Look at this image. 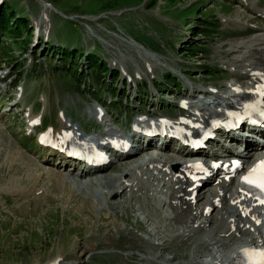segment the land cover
Instances as JSON below:
<instances>
[{
    "label": "rangeland",
    "instance_id": "obj_1",
    "mask_svg": "<svg viewBox=\"0 0 264 264\" xmlns=\"http://www.w3.org/2000/svg\"><path fill=\"white\" fill-rule=\"evenodd\" d=\"M22 1L19 4L30 21L32 15L36 14L32 12L35 9L34 4L30 1ZM42 1L52 5L50 15L51 41L56 42L60 50H64V54L61 57L63 63L67 61L72 62L71 68L63 80L52 83V92L58 93L59 88L77 92L73 85L75 78L74 72L78 68L77 65H81L84 68L86 64H84L85 60H83L82 64L80 62L77 64L76 61L77 65H75V60L80 53L84 54L85 50L90 53L96 50H94V43H86L85 35L82 33L77 20H66L59 15L60 13L63 15H79L85 17L105 15V17L98 20L102 28L114 33L129 35L139 43L146 44L150 48H155L152 39L146 35L144 38L138 37L140 35L134 29L137 30L140 28L142 33L153 36L157 41L156 43L160 46L164 45L165 47V50H162L161 54L154 56V58L159 59L163 63L162 66L156 67L155 62L151 61L148 57H143L141 52H137L136 50L132 52L125 45L118 44L113 39L109 40L111 43L118 44L119 49L123 53L131 52L126 56L136 62L142 71H145V62L151 68L154 67V75L145 71L146 76H140V78L143 80L153 77V81H156L161 86L159 90L162 89L163 85L171 81V79L165 80L164 76L165 71L169 67L175 69H178L182 65L195 67L197 63H203L204 66L213 65L215 67L214 71L211 72H202L200 68L192 69L193 72H191V75L194 78H190L191 81L189 83L182 80L180 88L170 87L166 89L167 92L161 90L159 97L156 94L153 97L152 94L144 93V89L141 86L143 89L142 94L146 95L144 97L145 99H141L138 96V91H136L137 81L133 87L132 84L126 85L120 76L117 81H114L112 76H99L100 79L103 78L106 81L105 90L100 93L104 98V103L115 99L116 105L113 109L120 112V120L122 121L124 115L127 116L130 111L131 113H138L140 111L148 115H159L168 114L165 111L171 110L172 114H169L170 116L177 115L174 103L178 98L189 94V88L191 86H195V88L200 90L201 88H207L213 85L218 90H224L225 83L231 82L232 76L224 71L218 60H220L221 56H226L223 51L229 54L228 49H230V43L228 44L229 48L227 50L226 48L218 49V30H208L207 24L209 22L212 21L215 23L219 29L229 31L232 36L227 39V42L231 43L237 42L238 39L243 38L248 33H252L246 38L247 40L257 33L255 32L256 28H264V21L258 15L253 14L246 7L242 9L236 8L240 6V0ZM249 1L258 5L260 0ZM261 1L259 7L264 9V0ZM12 7L17 9L16 3H12ZM136 8L142 14L135 13L134 9ZM236 10L240 11V13ZM251 16L253 19L249 20ZM221 17H224L223 20H221ZM228 17L231 19H239L241 23H245L243 21L248 20L250 26L245 25L243 28L246 31L243 33L239 32L244 29H241L234 23L229 22L224 24L222 22H227L228 20L226 18ZM28 25L29 27L31 26L30 23ZM203 25L205 26L204 29H200ZM143 27L147 29L143 30ZM194 29L195 31H193ZM230 29H234L235 31H230ZM2 30L3 28L0 24V35ZM24 33L13 36V38L4 37L1 39L0 37V68L3 66L7 69L9 65V73L13 77L18 72L22 59L25 60L26 57L37 56L40 60V58L44 57L45 60L42 63L46 65L42 68V71L40 66L35 65V68L38 67L39 74H41L39 76L35 75L33 68L30 74L34 77L27 79L28 81L38 80L40 76L50 71L47 63L52 60L54 61V58L49 57L43 43H38L35 47L29 48L31 40L25 38ZM197 33H202L203 35H200V37ZM164 38L166 40L162 43L158 42ZM19 42H23L24 44H19ZM102 42L104 43V41ZM187 44L191 46L189 47ZM18 49L19 51H17ZM72 50H74L73 53H71ZM109 54L108 51L103 52V58L106 61L110 59ZM114 59L116 62L121 63L130 75L132 74L134 68L130 63L126 60L122 62L118 57ZM165 62L169 65H165ZM87 63L91 71L90 77L94 78L100 73V68H102L99 67L101 58L98 56L97 59L89 58ZM23 66V70H26L31 65L26 66L23 62ZM85 68L87 69V67ZM54 74L56 75L55 72ZM203 74L209 75L208 80L204 79ZM219 87L222 88L220 89ZM0 91L5 92V96H0V115L7 114L6 118L1 116L0 120L3 125L6 124L11 127L15 109H10L5 97L11 98L13 90L11 91L7 86L0 85ZM56 100L57 98L54 99L53 106H55ZM74 100L81 103V106L77 109L80 119H83V122L87 121V118L83 116L86 104H82L79 99H67L66 101L64 98L59 97L57 103L62 102L65 105L67 103L69 109H74ZM61 109L64 110L65 107H61ZM132 117L133 115L130 119ZM91 121H93V117H91ZM13 127L15 129L14 131L18 128L17 125ZM20 135V133L17 134V136ZM219 140L220 145L228 144L227 141H222V138H219ZM251 142L256 147L258 146V141L255 139H252ZM231 147L236 149L237 145L231 144ZM171 148H173L172 145ZM160 154H164V157H170L171 155L179 157L173 152H162ZM149 155V152H142L141 154L135 155L131 160L122 163L115 170L105 175L109 177H113L115 174L120 175L123 170H127L130 167L144 162L149 158ZM7 162V160L3 162L0 157V264H47L58 256H61L63 259L60 264H161L160 262H164L165 264V261L169 260L172 256L174 261L188 260L192 246L187 241L181 243V246L178 248L174 245H168L164 241L165 237L159 234L156 226L152 223L153 219L149 216L146 217L149 211L153 209L159 214L157 220L160 219L159 210L153 202L158 197L164 199V196L160 195L155 197L152 195L154 201H149L145 209H139L138 202L142 201L140 189L137 192L136 189L135 191L129 190L127 192L117 193L113 201L110 200L113 196L111 194L106 197L105 202L100 201L96 203L93 201L92 191L90 192L91 186L88 183L85 184L86 188H81L80 191H76L75 188L77 187L75 186V192L72 194L68 192L69 190L64 191L63 188H58V190L53 189L50 184L45 188L43 185H40L39 189L41 193L37 195H33V193L16 195V183L12 182L14 184L12 186L11 181H15L16 178L22 179V177L16 175L18 174L17 165L12 167ZM108 181L105 180V183L102 179L97 181V186L92 190H98L102 187L110 188L112 182ZM9 186L12 189H7ZM209 188H204V191H207ZM161 190L163 191L164 187L157 190L154 194H157ZM77 192L78 194H76ZM147 197L150 199L151 196ZM201 201L202 199L198 202ZM211 216H215V213ZM147 218H150V220H147ZM136 223H140L142 226H138ZM166 229L169 230L168 228ZM148 233H155L153 240H156L161 246L158 248L149 247L148 241L142 238L147 237L150 240ZM202 235L203 232H198L194 237L201 242ZM202 247L205 249V246ZM146 250L154 251L157 258L153 259L152 256L145 257L147 255ZM90 255L91 259L94 258V261L89 263V259L87 258Z\"/></svg>",
    "mask_w": 264,
    "mask_h": 264
},
{
    "label": "bare ground",
    "instance_id": "obj_2",
    "mask_svg": "<svg viewBox=\"0 0 264 264\" xmlns=\"http://www.w3.org/2000/svg\"><path fill=\"white\" fill-rule=\"evenodd\" d=\"M49 8L50 6L48 8L44 7L41 9V16L36 20L35 24H40L42 22L43 15L45 19H47V14L45 13ZM248 9L254 10L264 19V10H262L259 6L251 4L248 6ZM234 22L239 24H247V22ZM249 47L254 48L253 55L251 54L250 56L246 57L245 54L248 52ZM228 52L229 54L227 55L230 57L222 58L221 63L225 65V67L228 69V72L229 69H231V74L234 76V79H231V83L227 84L225 91L221 93L217 92L215 94H207L208 96L206 97H208L210 101L206 103H192L189 105L190 112L192 113L191 116L196 119H201L202 121L206 120L211 112L224 108V106L234 98L233 95H235L238 88H242L243 91L248 90L253 84L256 83L259 77L255 74V72L264 75L263 29H260L259 32L255 33L254 36L247 40L241 39L240 41L230 43V49H228ZM231 87H233V89H231ZM57 104L67 107V103L65 105V103L58 102ZM67 109L71 110L68 107ZM59 126H67V121L59 120ZM254 146V144L249 145L251 149L254 148ZM258 151L259 153H264V145ZM9 156L12 158H22V155H20L18 150L15 149L9 151ZM184 162L174 161V159L163 157L162 155L150 157L146 159L141 165L134 167L133 170L128 169L124 172V175L120 174L118 178L115 179L110 190L105 191V193L112 192L117 194L120 191L119 185L121 186V184L117 183V181L123 179L124 176H126L127 179L123 180V182H121L122 184L125 182H131V187L138 186L143 192H146L148 196L151 195L150 192L153 193L158 188L160 190L163 185H166L165 190L162 192L165 196V200H163V203H161V206L166 207V212L162 215V219L156 222V224L159 226V229L165 228V217H171L170 222L174 224V229H172L169 233V236L172 239H181V237H184L186 232L194 233L197 230L205 229L203 238H206V243L210 246V252H205L201 256H198L197 252H191L188 257L189 260L193 262L198 261V264H230L231 256L235 253L236 249L244 244L260 242V239L262 240L260 229L254 228L249 230V228H245L248 222L246 220H240L235 214L234 206L229 204L233 199L239 198L237 189L235 187L227 186L225 183H217L211 187L208 192H203V195L201 194V199L203 201L200 204H198L197 201L194 205L187 204L184 201L186 195L184 190L186 187H188V185H185L182 182V179L179 177L174 178L175 173L172 171V167L170 166V164H178V167H182ZM26 164L27 170L30 171L28 165H31L32 163L26 159ZM143 165H145V167ZM147 165L153 166L149 168ZM17 170L18 173L23 171L22 169ZM28 174L30 175V181L33 182V184L40 178L50 177L46 184H51L53 189L58 190V188H63L64 191L69 190L68 192L71 194L75 192L74 188L76 183L73 180L53 173L50 170L41 174L30 171ZM162 177H165L166 181H163L164 179L159 181ZM106 178L107 177H104V180H106ZM152 179L155 180V183L151 184ZM126 187L127 185L125 188ZM21 190H23V188H20V192ZM95 192L97 194L102 193L101 190H96ZM76 194H78V192ZM214 197H218L220 200L218 204L219 208L214 210L218 219V223L220 224V226L217 228L214 227V219L210 217H202V208L199 209L200 205L211 204ZM140 205H143L146 208L145 199ZM149 215L153 217L155 221L157 220L155 213H150ZM234 219H236V228L231 232V225L234 222ZM220 233H223V235L229 233V238H220ZM60 258L61 256L57 257V259ZM183 263V261H180L179 264Z\"/></svg>",
    "mask_w": 264,
    "mask_h": 264
},
{
    "label": "trees",
    "instance_id": "obj_3",
    "mask_svg": "<svg viewBox=\"0 0 264 264\" xmlns=\"http://www.w3.org/2000/svg\"><path fill=\"white\" fill-rule=\"evenodd\" d=\"M6 11L5 10H2V12H1V14H0V22H4L5 23V21H6V19H7V16H6ZM15 24H16V28L15 29H13V32H14V34H17V33H19V31H18V22H15Z\"/></svg>",
    "mask_w": 264,
    "mask_h": 264
}]
</instances>
